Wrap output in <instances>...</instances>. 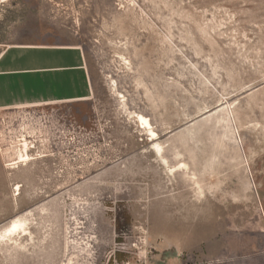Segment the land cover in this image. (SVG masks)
I'll return each mask as SVG.
<instances>
[{
    "label": "rangeland",
    "instance_id": "1",
    "mask_svg": "<svg viewBox=\"0 0 264 264\" xmlns=\"http://www.w3.org/2000/svg\"><path fill=\"white\" fill-rule=\"evenodd\" d=\"M28 41L78 44L92 94L0 109V231L28 222L0 264H168L264 223V0L0 2V52Z\"/></svg>",
    "mask_w": 264,
    "mask_h": 264
},
{
    "label": "crops",
    "instance_id": "2",
    "mask_svg": "<svg viewBox=\"0 0 264 264\" xmlns=\"http://www.w3.org/2000/svg\"><path fill=\"white\" fill-rule=\"evenodd\" d=\"M91 94L85 54L78 44L17 42L0 52V109L84 101ZM180 251L172 252L168 264H264V223L221 233Z\"/></svg>",
    "mask_w": 264,
    "mask_h": 264
},
{
    "label": "bare ground",
    "instance_id": "3",
    "mask_svg": "<svg viewBox=\"0 0 264 264\" xmlns=\"http://www.w3.org/2000/svg\"><path fill=\"white\" fill-rule=\"evenodd\" d=\"M134 117L136 118V120L139 122L141 126H143L144 128L148 130L151 136L150 139L154 140L157 136V133L152 129L153 127H151L149 119L146 116L139 114V113H135ZM153 144L154 146L152 149H154L156 153L161 156L162 146L158 142H154ZM28 159H29V144L26 140H22V143H21L20 149L18 150L15 162H22V161L24 162ZM164 162L167 163L166 159H164ZM179 167H186V163L182 162L178 167L167 165V169L171 174H173L175 170L179 169ZM27 224H28L27 219H22L20 217H16L12 219L8 223V225L4 227L2 231H0V239L4 238L5 236L9 237L10 235L12 236L16 234L17 235L26 234L27 228H28Z\"/></svg>",
    "mask_w": 264,
    "mask_h": 264
}]
</instances>
